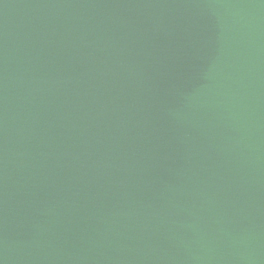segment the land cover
<instances>
[{
  "label": "water",
  "instance_id": "obj_1",
  "mask_svg": "<svg viewBox=\"0 0 264 264\" xmlns=\"http://www.w3.org/2000/svg\"><path fill=\"white\" fill-rule=\"evenodd\" d=\"M0 264H264V0H0Z\"/></svg>",
  "mask_w": 264,
  "mask_h": 264
}]
</instances>
